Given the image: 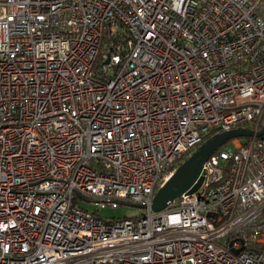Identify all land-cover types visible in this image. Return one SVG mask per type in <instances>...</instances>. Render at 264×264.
<instances>
[{
  "label": "built area",
  "instance_id": "obj_1",
  "mask_svg": "<svg viewBox=\"0 0 264 264\" xmlns=\"http://www.w3.org/2000/svg\"><path fill=\"white\" fill-rule=\"evenodd\" d=\"M263 126L264 0H0V264H264Z\"/></svg>",
  "mask_w": 264,
  "mask_h": 264
},
{
  "label": "water",
  "instance_id": "obj_2",
  "mask_svg": "<svg viewBox=\"0 0 264 264\" xmlns=\"http://www.w3.org/2000/svg\"><path fill=\"white\" fill-rule=\"evenodd\" d=\"M253 131L246 128H235L223 131L208 138L175 170L172 176L157 190L151 205L154 211L165 209L174 199L184 193L196 192L204 181L203 167L207 160L229 140L238 137L252 136ZM264 136V126L257 134ZM137 208H145L142 204H134Z\"/></svg>",
  "mask_w": 264,
  "mask_h": 264
},
{
  "label": "rangeland",
  "instance_id": "obj_3",
  "mask_svg": "<svg viewBox=\"0 0 264 264\" xmlns=\"http://www.w3.org/2000/svg\"><path fill=\"white\" fill-rule=\"evenodd\" d=\"M242 141H246L248 138L247 137H240ZM83 207L90 211H94L97 209V205L94 202H82ZM134 203H123L120 205L118 208L112 209L108 208L105 210H102L100 214L103 217H108V218H124V217H129V216H137L142 214L143 208H137L133 206Z\"/></svg>",
  "mask_w": 264,
  "mask_h": 264
}]
</instances>
